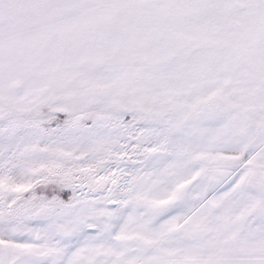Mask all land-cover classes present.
<instances>
[{
	"label": "snow or ice",
	"instance_id": "1",
	"mask_svg": "<svg viewBox=\"0 0 264 264\" xmlns=\"http://www.w3.org/2000/svg\"><path fill=\"white\" fill-rule=\"evenodd\" d=\"M0 264H264V0H0Z\"/></svg>",
	"mask_w": 264,
	"mask_h": 264
}]
</instances>
